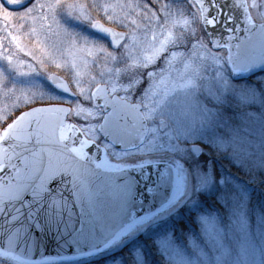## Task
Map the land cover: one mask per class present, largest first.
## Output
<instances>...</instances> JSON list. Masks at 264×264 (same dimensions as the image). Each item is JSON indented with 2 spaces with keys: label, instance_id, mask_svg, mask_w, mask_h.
<instances>
[{
  "label": "snow or ice",
  "instance_id": "1",
  "mask_svg": "<svg viewBox=\"0 0 264 264\" xmlns=\"http://www.w3.org/2000/svg\"><path fill=\"white\" fill-rule=\"evenodd\" d=\"M0 33V259L264 264V0H0Z\"/></svg>",
  "mask_w": 264,
  "mask_h": 264
},
{
  "label": "rangeland",
  "instance_id": "2",
  "mask_svg": "<svg viewBox=\"0 0 264 264\" xmlns=\"http://www.w3.org/2000/svg\"><path fill=\"white\" fill-rule=\"evenodd\" d=\"M2 35V34H1ZM23 57V56H21ZM24 58V57H23ZM52 71L56 72L55 68L51 69ZM60 75H64L61 72H57ZM259 75H256L258 77ZM254 77L244 80V81H249L252 80ZM7 103L6 101L3 100L2 96H0V107H3L4 104ZM215 157V156H213ZM217 158V157H216ZM222 160V165L219 164L221 167H217L219 171L223 170L222 172L224 173H229L236 175L239 177L241 182H245L247 180V177L243 176L242 174L240 175L236 169L231 168V166L228 164L226 160L223 158H219ZM224 162V164H223ZM233 170V171H232ZM251 191L253 192V199L251 204L249 205V212L250 214H255L258 208H264V184L262 185H250ZM230 205L234 206L235 201L230 200ZM209 204L212 205V202L209 201ZM214 207V205H212ZM186 209L181 208L180 209V216L183 217ZM221 222L224 226L230 228V220H231V215L230 211L228 208L223 209L219 213ZM176 222V217H170L168 220L162 222L158 226L151 227L149 229V235L155 234L156 232L162 231L166 226H169L171 224H174ZM234 241H236V237H232ZM144 243V236L141 234L138 237L131 238L127 241L126 244L123 245V247L120 248H114L109 251H105L104 253H101L100 255L96 257H86L82 259H76V260H67V261H56L53 262V264H112L113 260H115L117 257H124L127 259L126 255V250L132 248L133 246ZM146 248L148 250L149 256L153 258V260L156 262V264H160V254L153 252L152 247L150 245H146ZM237 248H239V242H237ZM235 259V264H259L260 261V254L259 250H257V254L255 256H237L234 258ZM0 264H16V261L10 259V258H4L0 259Z\"/></svg>",
  "mask_w": 264,
  "mask_h": 264
},
{
  "label": "water",
  "instance_id": "3",
  "mask_svg": "<svg viewBox=\"0 0 264 264\" xmlns=\"http://www.w3.org/2000/svg\"><path fill=\"white\" fill-rule=\"evenodd\" d=\"M235 43H237V41L234 40L233 41V45H235ZM233 51L234 52L236 51L235 47L233 48ZM257 74H260V72L259 71H255L254 73H241V74H239L240 76L237 77V80L248 79V78H250L252 76H255ZM57 75H59V74H57ZM144 201H145V203H147V194H145V196H144ZM138 207H139V205H138ZM17 251H19V250H17ZM45 254L46 255H56L57 253L55 251L54 246L49 245L48 251ZM82 257L83 256H72V257H69V258L61 259V260H71V259H77V258H82Z\"/></svg>",
  "mask_w": 264,
  "mask_h": 264
},
{
  "label": "trees",
  "instance_id": "4",
  "mask_svg": "<svg viewBox=\"0 0 264 264\" xmlns=\"http://www.w3.org/2000/svg\"><path fill=\"white\" fill-rule=\"evenodd\" d=\"M212 159H213V161H214L216 167H221V166H219V164L222 165V160H221V159L216 158V157H212ZM223 164H224V162H223ZM222 171H223V170H221L220 172H222ZM232 171H233V170H232ZM240 175H241V174H240Z\"/></svg>",
  "mask_w": 264,
  "mask_h": 264
},
{
  "label": "flooded vegetation",
  "instance_id": "5",
  "mask_svg": "<svg viewBox=\"0 0 264 264\" xmlns=\"http://www.w3.org/2000/svg\"><path fill=\"white\" fill-rule=\"evenodd\" d=\"M1 34L3 35V33H0V35H1ZM4 46H5V47H7V46H8L6 42H5V45H4ZM21 58H23V57H21Z\"/></svg>",
  "mask_w": 264,
  "mask_h": 264
}]
</instances>
